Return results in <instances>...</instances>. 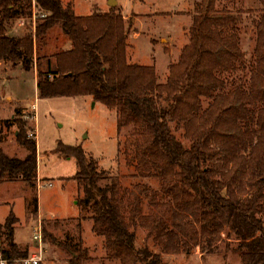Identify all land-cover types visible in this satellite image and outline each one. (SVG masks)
I'll return each instance as SVG.
<instances>
[{
    "label": "trees",
    "instance_id": "16d2710c",
    "mask_svg": "<svg viewBox=\"0 0 264 264\" xmlns=\"http://www.w3.org/2000/svg\"><path fill=\"white\" fill-rule=\"evenodd\" d=\"M32 2L0 0V60L27 71L35 66L34 37L6 35L4 20L23 15ZM36 2L46 12L37 25V39L58 26L72 44L70 50L36 60L38 96H91L116 109L118 133L131 124L141 129L140 159L173 188L169 192L177 205L171 223L159 214L126 216L117 197V178L107 181L109 176L81 146L58 143L56 154L77 161L73 179L83 189L79 207L91 213L94 231L105 238L114 257L121 264H168L162 252L137 247L140 225L169 254L196 247L203 254L215 253L225 233L238 243L242 264H264V14L256 21L257 55L249 77L233 85L230 76L243 64L236 19L218 10L219 0H201L190 43L170 66L167 81L159 83L154 65L128 61L133 23L127 25L115 7L84 16L62 0ZM16 114L3 122L17 125V141L28 154L9 156L0 148V181L35 186L37 140L29 137L28 120ZM180 130L189 144L177 136ZM16 222L11 212L0 225L8 244L0 245V252L12 260L9 264H23L14 260L29 255L15 241ZM86 253L74 248L70 264H84Z\"/></svg>",
    "mask_w": 264,
    "mask_h": 264
},
{
    "label": "rangeland",
    "instance_id": "374dc122",
    "mask_svg": "<svg viewBox=\"0 0 264 264\" xmlns=\"http://www.w3.org/2000/svg\"><path fill=\"white\" fill-rule=\"evenodd\" d=\"M62 1L64 5L73 4L75 13L84 16L95 11L108 12L115 7L127 25L133 23L128 39V61L154 65L158 82L165 83L170 66L179 61L183 48L190 43L196 4L201 0H116L115 6H110L109 0ZM217 8L234 16L238 25L243 64L230 79L233 85L239 84L243 76L249 77V67L257 55L256 21L264 14V0H219ZM45 14L33 0L23 15L4 20L16 28L19 37H34L35 66L29 71L11 62L0 66V148L9 156L25 158L28 154L17 141V125L7 126L3 122L13 119L16 108H20V115L16 116L28 120L29 137L37 140L38 171L35 186L21 180L0 181V225L13 212L17 218L15 241L29 254L35 251L33 235L40 226L44 242V258L40 264H70L74 248L87 251L84 264H121L107 247L105 238L94 231L91 213L81 211L83 189L73 179L78 171L77 161L56 154L58 143L81 146L96 160L99 170L109 176L107 181L117 178V197L126 216L159 214L171 223L177 205L169 192L173 188L170 181L155 175L152 164L140 159L137 145L144 140L143 131L131 124L118 133L116 109L91 96H38L36 60L63 51L68 39L58 26L45 39H37V25L43 22ZM40 62L45 68V60ZM176 134L189 144L183 131ZM1 229L0 245L7 248L5 229ZM136 232L137 247L148 245L154 252H162L168 264H242L238 243L225 233L215 253L203 254L196 247L189 253L169 254L148 238L146 227L139 225Z\"/></svg>",
    "mask_w": 264,
    "mask_h": 264
},
{
    "label": "built area",
    "instance_id": "2783aa9c",
    "mask_svg": "<svg viewBox=\"0 0 264 264\" xmlns=\"http://www.w3.org/2000/svg\"><path fill=\"white\" fill-rule=\"evenodd\" d=\"M33 134H31L32 136ZM33 239L35 241V251L30 253L27 257L23 259H16L14 261L21 262L23 264H40L43 261L44 258V242H43V233L42 228L39 226L34 235ZM12 260L9 258H6L1 252H0V264H9Z\"/></svg>",
    "mask_w": 264,
    "mask_h": 264
},
{
    "label": "crops",
    "instance_id": "0c3cea01",
    "mask_svg": "<svg viewBox=\"0 0 264 264\" xmlns=\"http://www.w3.org/2000/svg\"><path fill=\"white\" fill-rule=\"evenodd\" d=\"M5 28H6L5 29L6 35H8V36H17V37L21 36V35H18L15 27H10L7 24H5ZM62 35H64V34L62 33ZM64 44L65 45H64L63 51L70 50L72 48V44H71V41L69 39H67ZM2 63H7V61L0 60V66H1ZM19 65H21V64H18V65H15V66L18 67Z\"/></svg>",
    "mask_w": 264,
    "mask_h": 264
},
{
    "label": "water",
    "instance_id": "95a60500",
    "mask_svg": "<svg viewBox=\"0 0 264 264\" xmlns=\"http://www.w3.org/2000/svg\"><path fill=\"white\" fill-rule=\"evenodd\" d=\"M117 4L116 0H109V5L110 6H115Z\"/></svg>",
    "mask_w": 264,
    "mask_h": 264
}]
</instances>
